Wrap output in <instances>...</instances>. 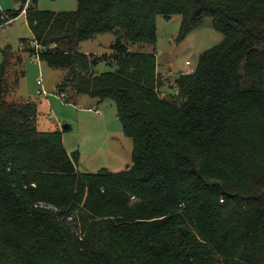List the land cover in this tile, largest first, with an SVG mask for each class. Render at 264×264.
<instances>
[{"label":"trees","instance_id":"16d2710c","mask_svg":"<svg viewBox=\"0 0 264 264\" xmlns=\"http://www.w3.org/2000/svg\"><path fill=\"white\" fill-rule=\"evenodd\" d=\"M40 11L23 50L69 69L58 88L113 100L133 141L123 171L82 173L61 131L40 132L30 102H8L0 66V264H264V0H77ZM19 10L1 11L17 19ZM181 17L177 42L206 18L223 41L174 79L157 71V18ZM114 34L111 54L79 53ZM23 41V40H22ZM115 71L99 73L100 64ZM69 219H72L69 221Z\"/></svg>","mask_w":264,"mask_h":264},{"label":"rangeland","instance_id":"374dc122","mask_svg":"<svg viewBox=\"0 0 264 264\" xmlns=\"http://www.w3.org/2000/svg\"><path fill=\"white\" fill-rule=\"evenodd\" d=\"M15 0H0V10L16 9ZM40 11L52 13L75 12L77 0H37ZM181 17L174 16L167 21L157 18L158 41L155 46H139L135 52L156 53L157 71L165 85V92H172L174 79L180 74H189L198 64V58L207 50L223 41V35L213 27L211 18L190 33L182 42H177ZM33 34L27 24L26 14H21L12 24L0 25V66L4 53L20 55L22 61L9 73L8 102H30L35 105V127L40 132L61 131L64 146L70 155L80 157L78 170L96 174L103 169L120 172L132 165L133 141L124 133L113 100L98 99L78 95L71 86L66 87V98H62L58 88L70 77L69 69H54L41 62L37 55L23 49L32 48ZM23 40V41H22ZM114 34H103L84 41L79 53L101 56L111 54L115 43ZM21 44H24L22 47ZM8 52V53H9ZM190 62L192 66H187ZM173 68H169V64ZM115 65L100 64L99 73L115 71ZM42 79L41 86L37 81ZM56 88V89H55Z\"/></svg>","mask_w":264,"mask_h":264},{"label":"built area","instance_id":"2783aa9c","mask_svg":"<svg viewBox=\"0 0 264 264\" xmlns=\"http://www.w3.org/2000/svg\"><path fill=\"white\" fill-rule=\"evenodd\" d=\"M32 0H27L26 4H25V8H24V11L22 12V14H26V11H27V8L29 7L30 3H31ZM3 20V23H6V24H12L16 19H9L6 15L3 14L2 18ZM32 43V47H35L38 49V45L35 41H31ZM22 47L24 46V44H21ZM187 65L188 66H192L190 62H187ZM195 69H192L191 70V73L194 72ZM37 85L38 86H41V90H39V93L41 94H44L46 95V92L44 91V89L42 90V86H43V81L42 79L40 78L38 81H37ZM62 98H64V95H62ZM72 219H69V221H71Z\"/></svg>","mask_w":264,"mask_h":264},{"label":"crops","instance_id":"0c3cea01","mask_svg":"<svg viewBox=\"0 0 264 264\" xmlns=\"http://www.w3.org/2000/svg\"><path fill=\"white\" fill-rule=\"evenodd\" d=\"M16 4H17V5H16V9H14V10H17L18 7H20V4H19V3L16 2ZM6 11H10V10H6ZM187 66H188V65H187ZM169 68H170V69L173 68V64H172V63L169 64ZM182 74H183V73H182ZM184 74H186V73H184ZM55 89H56V88H55Z\"/></svg>","mask_w":264,"mask_h":264},{"label":"water","instance_id":"95a60500","mask_svg":"<svg viewBox=\"0 0 264 264\" xmlns=\"http://www.w3.org/2000/svg\"><path fill=\"white\" fill-rule=\"evenodd\" d=\"M20 9V7H18V9L17 10H19Z\"/></svg>","mask_w":264,"mask_h":264}]
</instances>
